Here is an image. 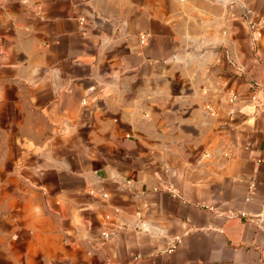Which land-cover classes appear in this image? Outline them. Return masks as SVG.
Listing matches in <instances>:
<instances>
[{
	"label": "crops",
	"instance_id": "1",
	"mask_svg": "<svg viewBox=\"0 0 264 264\" xmlns=\"http://www.w3.org/2000/svg\"><path fill=\"white\" fill-rule=\"evenodd\" d=\"M0 264H264V0H0Z\"/></svg>",
	"mask_w": 264,
	"mask_h": 264
},
{
	"label": "built area",
	"instance_id": "2",
	"mask_svg": "<svg viewBox=\"0 0 264 264\" xmlns=\"http://www.w3.org/2000/svg\"><path fill=\"white\" fill-rule=\"evenodd\" d=\"M140 41H141V43L144 42V37H143V36L140 37ZM235 98H236L235 95H231V96H230V100H231V101H233ZM208 110H210V109H208ZM172 250H173V248L169 249L168 251L171 252Z\"/></svg>",
	"mask_w": 264,
	"mask_h": 264
}]
</instances>
